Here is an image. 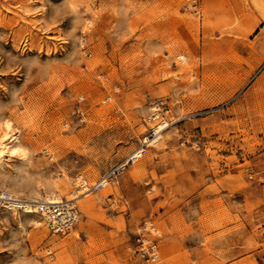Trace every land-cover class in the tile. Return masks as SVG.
Returning <instances> with one entry per match:
<instances>
[{
	"label": "rangeland",
	"instance_id": "374dc122",
	"mask_svg": "<svg viewBox=\"0 0 264 264\" xmlns=\"http://www.w3.org/2000/svg\"><path fill=\"white\" fill-rule=\"evenodd\" d=\"M184 2L0 0V135L11 121L22 149L0 160V190L67 198L71 177L140 148L152 100L176 101L67 234L0 210V264H138L146 220L162 264H264V0Z\"/></svg>",
	"mask_w": 264,
	"mask_h": 264
},
{
	"label": "built area",
	"instance_id": "2783aa9c",
	"mask_svg": "<svg viewBox=\"0 0 264 264\" xmlns=\"http://www.w3.org/2000/svg\"><path fill=\"white\" fill-rule=\"evenodd\" d=\"M184 8L190 12L198 13L199 0H185ZM177 59L181 60L182 57L177 56ZM175 102L170 98H156L150 102L149 114L145 119L148 130L143 141L145 138L155 135L162 125L166 124L168 126L171 123V109ZM76 111L81 114L79 107L76 108ZM145 145V142H143L140 148L137 149L140 150L139 152H136V150L130 154L122 163L112 167L93 183H88L81 174L71 177L72 189L67 198L52 200L36 198L33 200L12 196L9 191L0 190V210L9 211L13 214L35 216V223L45 228L49 233L67 234L79 220L78 200L99 191L110 182H117V176L127 165L132 164L141 157ZM44 153L49 156L48 150H44ZM48 158L52 159L51 156ZM248 177L252 178V174L248 173ZM104 203L110 214L118 207V201L112 194L105 197ZM160 238L161 232L153 221L146 220L138 227L133 243L129 246V250L134 254L138 264H162Z\"/></svg>",
	"mask_w": 264,
	"mask_h": 264
},
{
	"label": "bare ground",
	"instance_id": "6f19581e",
	"mask_svg": "<svg viewBox=\"0 0 264 264\" xmlns=\"http://www.w3.org/2000/svg\"><path fill=\"white\" fill-rule=\"evenodd\" d=\"M168 126L162 125L161 127L158 128V131L155 135L145 138L143 142H145L146 146L148 145H154L158 140L161 138V133L167 128ZM1 130L2 134L0 135V160L3 159L5 155L8 156H13L15 154H18L21 152L22 149L18 146L20 143L19 137L17 130H14L12 127V122L9 120H4L1 123ZM140 150H137L136 152H139ZM54 189V190H53ZM50 194L45 195L41 199H58L55 197L53 194V191H57L56 187L50 189ZM12 196L16 197H22V198H28V197H23V196H18L14 193L11 194ZM29 199L35 200L36 198L32 197Z\"/></svg>",
	"mask_w": 264,
	"mask_h": 264
},
{
	"label": "crops",
	"instance_id": "0c3cea01",
	"mask_svg": "<svg viewBox=\"0 0 264 264\" xmlns=\"http://www.w3.org/2000/svg\"><path fill=\"white\" fill-rule=\"evenodd\" d=\"M261 81H262V80H261ZM113 197L116 198L115 195H113ZM116 199H117V198H116ZM104 202H105V197L102 199V203H103V204H105ZM118 202H120V200H118ZM122 204H123V202H122ZM122 204H120V205L118 204V207H117L118 210L116 209L115 211H119V210H120V207H121Z\"/></svg>",
	"mask_w": 264,
	"mask_h": 264
}]
</instances>
